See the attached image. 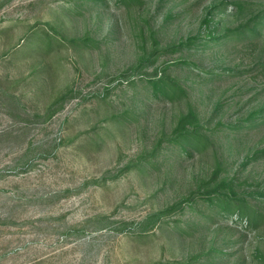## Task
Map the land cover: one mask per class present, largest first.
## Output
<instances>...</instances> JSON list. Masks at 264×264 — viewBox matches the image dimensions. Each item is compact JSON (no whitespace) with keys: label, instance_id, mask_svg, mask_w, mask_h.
<instances>
[{"label":"rangeland","instance_id":"rangeland-1","mask_svg":"<svg viewBox=\"0 0 264 264\" xmlns=\"http://www.w3.org/2000/svg\"><path fill=\"white\" fill-rule=\"evenodd\" d=\"M263 12L0 0V264H264ZM190 109L199 149L173 141ZM223 181L258 227L205 199Z\"/></svg>","mask_w":264,"mask_h":264},{"label":"trees","instance_id":"trees-1","mask_svg":"<svg viewBox=\"0 0 264 264\" xmlns=\"http://www.w3.org/2000/svg\"><path fill=\"white\" fill-rule=\"evenodd\" d=\"M118 1H125L126 0H118ZM259 27L264 29V12L251 20L250 25L246 27L248 32L255 35L256 32L259 30ZM209 35L211 39H220L225 34H218L215 36L213 32H210ZM239 31H232L229 34V37L237 35ZM227 35V34H226ZM192 41V38L189 39ZM142 59V58H141ZM150 82L153 85L154 91L160 95L175 97L178 91H185L179 83L177 84L175 81L173 82L170 77H167L165 74L163 76H159L157 78H150ZM193 119V124H191L192 128H183L178 131L179 135L173 137V141L177 142L181 145L182 148H186L187 146H191L194 149H199L204 145V140L208 139L207 134L202 133L199 131V124L196 123L197 116L193 113L192 109H190L188 117L182 118L181 123H185L187 119ZM177 131V132H178ZM176 132V133H177ZM208 142V141H207ZM221 187H226L229 191H220L219 188L214 189L215 191H209L206 194V200L210 203H216L219 206V209L224 213V216H228L231 218H236V221H239L242 224V221H246V225H253L258 227L260 223V214L256 209L251 206L243 197L240 198L232 188L227 187L226 181H223L220 185Z\"/></svg>","mask_w":264,"mask_h":264}]
</instances>
